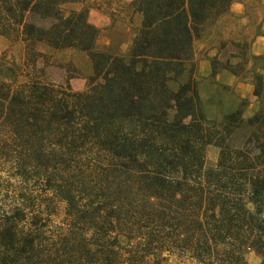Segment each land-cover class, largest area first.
<instances>
[{
    "label": "trees",
    "instance_id": "16d2710c",
    "mask_svg": "<svg viewBox=\"0 0 264 264\" xmlns=\"http://www.w3.org/2000/svg\"><path fill=\"white\" fill-rule=\"evenodd\" d=\"M85 1L0 0V38L22 46L19 65L0 64V163L14 182L0 264H264V65L244 121L205 120L195 84H176L202 27L241 0H133L124 57L93 51L86 8L63 9ZM37 44L86 57L82 92L42 81ZM240 127L251 155L226 145Z\"/></svg>",
    "mask_w": 264,
    "mask_h": 264
},
{
    "label": "rangeland",
    "instance_id": "374dc122",
    "mask_svg": "<svg viewBox=\"0 0 264 264\" xmlns=\"http://www.w3.org/2000/svg\"><path fill=\"white\" fill-rule=\"evenodd\" d=\"M239 3H242L244 5V14L246 15L253 16L257 14L259 10V8H256L255 6V0H241V2ZM87 5L88 3L86 2V7ZM75 7L76 6H74V8H71L65 5L63 9L66 11L78 10ZM79 7H84V5H79ZM238 16L239 14H229L227 13V11L220 15V24H218V30L223 35H226V29H230L231 27L233 28V24L235 25L236 20H239ZM213 21L206 23L202 27L198 38L193 42L194 45L192 44L191 46L190 60L189 62L183 64V73L181 77L176 81V84L183 83L186 79H190L195 84L196 94L205 120L214 122L215 124H219L225 115L238 110L240 120L244 121L246 119L245 117L251 113V107L254 106L256 108V111L259 109V104L257 103V101L251 96V93H247L244 88H241L238 93L235 92L234 89L229 90L220 86H215V88H213L211 73L216 72L223 67H227L230 69V66H227V62L233 64L236 62V60H231L229 59V57L233 55L234 57L238 58V56L243 53V48L249 41L251 27H243V34L240 36V34H238V27L242 26L237 23L236 28L234 27L232 30L233 34L235 35H232V37L219 42L218 52L216 56L211 59V28ZM127 22L128 26L134 29V36L135 30L137 29L139 23L137 24L135 19L131 18V16L129 17ZM32 49L41 56V59L38 60L35 64V67L41 71V79L43 82L50 83L52 85H61L65 79L70 77L71 79L75 80H83L82 85L84 90L86 86V79L88 78V72L87 67L85 66L86 57L83 54L73 50L51 51L41 44L33 46ZM125 54L119 57H124ZM192 55L195 56L193 57ZM200 56L204 57V68H201L197 65V58ZM21 58L22 46L16 39L9 42L0 38V64L11 63L19 65L21 62ZM249 59V56H246L244 60L242 56L241 59H239V63L241 66H238L239 64H235V66H233V71L235 72V74H241V77L248 82L249 77L252 73L244 69H247L249 67ZM205 70L208 72V75L206 77L199 76L205 73ZM75 82L77 83V81H74V83ZM175 86V83L168 84V88L171 90H174ZM74 88L75 86H73L72 88L69 87L72 92L75 91ZM226 145H228V147L230 148L240 149L249 155L253 154L255 149L253 139L249 136L247 130L243 127H240L235 132H233V134L227 139ZM216 154L217 150L211 146H206L203 148L204 169L211 168L214 165ZM10 173L11 172L6 169V166L0 163L1 210L11 206V204L13 203L11 194L8 192L9 185L14 184V182L10 180ZM33 189L34 188L31 187V184L27 187L28 193L31 194V196L36 195L35 193L37 192V190L35 191ZM245 262L246 264H258V259L253 254L248 253L245 256Z\"/></svg>",
    "mask_w": 264,
    "mask_h": 264
},
{
    "label": "crops",
    "instance_id": "0c3cea01",
    "mask_svg": "<svg viewBox=\"0 0 264 264\" xmlns=\"http://www.w3.org/2000/svg\"><path fill=\"white\" fill-rule=\"evenodd\" d=\"M131 1L133 0H86L83 3L87 11V24L97 30V35L93 41L94 51L114 56H122L125 54L134 32V29L128 26L127 20L131 16V18L135 19L137 24L139 23V16L137 14H131V11L126 8V5ZM86 2L88 3L87 7ZM255 4L256 8H259V10L257 14L253 16L244 14L245 8L242 3H232L227 10V13L229 14H239V20H236L235 25L233 24V28H236L237 23L242 26L238 27L239 29L237 28L240 36L243 34V27H251L249 41L243 48V53H241L238 58L233 55L229 57L231 60H236L233 64L227 62V66H230L231 70H233V66H235V64H239L238 66H241L239 59H241L242 56L244 60L246 56H249V67L244 70H248L251 73H259L261 66L264 65V0H255ZM74 6H76L75 8L77 9L80 8L77 4L67 5V7L71 8H74ZM218 24H220L219 17L213 21L211 28V59L214 58L218 52L219 42L235 35L233 34L232 27L230 29H226V35H223L218 30ZM192 56L194 57L195 55ZM203 59L204 57L201 56L197 58V65L201 68L205 67V61H203ZM85 64L88 72L87 77H89L91 71L87 59ZM204 72L205 73L199 76L206 77L208 72L206 70ZM74 81H77V83H74ZM211 81L213 82V88H215V86H220L229 90L234 89L237 93L241 88H244L247 93H251L249 82L245 81V79L241 77V74L233 75L228 73L225 67L213 72L211 75ZM82 82L83 80L70 79L68 81V85L70 88L75 86L74 92H80L83 90ZM254 112H256V108L253 106L251 107V113L245 118L247 119Z\"/></svg>",
    "mask_w": 264,
    "mask_h": 264
}]
</instances>
